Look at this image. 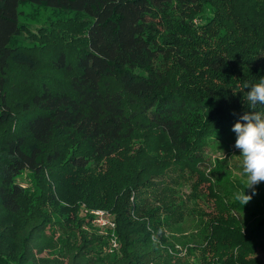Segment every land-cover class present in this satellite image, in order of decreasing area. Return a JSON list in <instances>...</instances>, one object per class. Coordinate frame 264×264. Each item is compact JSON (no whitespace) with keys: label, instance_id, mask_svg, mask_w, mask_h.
<instances>
[{"label":"trees","instance_id":"trees-1","mask_svg":"<svg viewBox=\"0 0 264 264\" xmlns=\"http://www.w3.org/2000/svg\"><path fill=\"white\" fill-rule=\"evenodd\" d=\"M262 77L264 0H0V264H264V182L205 151Z\"/></svg>","mask_w":264,"mask_h":264},{"label":"clouds","instance_id":"clouds-1","mask_svg":"<svg viewBox=\"0 0 264 264\" xmlns=\"http://www.w3.org/2000/svg\"><path fill=\"white\" fill-rule=\"evenodd\" d=\"M246 89V100L252 111L240 116L232 127L236 134L234 147L240 150L239 167L245 182V186L234 193L233 199L243 206L256 194L255 186L264 182V113L255 111L258 104L264 105V77L257 83L247 84ZM246 189H252V194H245Z\"/></svg>","mask_w":264,"mask_h":264},{"label":"rangeland","instance_id":"rangeland-1","mask_svg":"<svg viewBox=\"0 0 264 264\" xmlns=\"http://www.w3.org/2000/svg\"><path fill=\"white\" fill-rule=\"evenodd\" d=\"M39 17L46 18L45 14H38ZM21 19H24V15H20ZM47 19V18H46ZM236 141V136L234 133L228 134L224 140H219L217 138H213L210 140V144L208 148L205 150L208 157V167L206 168L207 171L210 170V165L214 164V168L216 170L220 169V173L216 174V177H224L226 172L231 173L232 179L239 178L243 179L240 170V150L234 147ZM235 155V156H234ZM17 181L21 183L24 187L32 186V178L29 175V172H24L22 175L17 177ZM190 186L184 185L180 188L181 192L180 195L183 197L188 195L190 192ZM204 192H207V185H204L202 188ZM200 206L202 209L206 211H210L213 207V201L206 197V199H202L199 201ZM259 256L264 260V252H259Z\"/></svg>","mask_w":264,"mask_h":264},{"label":"built area","instance_id":"built-area-1","mask_svg":"<svg viewBox=\"0 0 264 264\" xmlns=\"http://www.w3.org/2000/svg\"><path fill=\"white\" fill-rule=\"evenodd\" d=\"M81 214H91L93 216L92 222L99 228V232L103 234H110L109 240L111 249H119L120 242L115 233L116 221L112 212L101 208L90 210L83 205Z\"/></svg>","mask_w":264,"mask_h":264}]
</instances>
